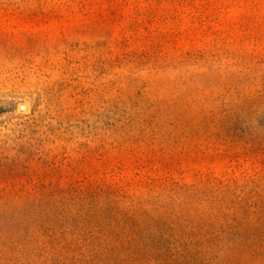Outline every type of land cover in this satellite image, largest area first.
Listing matches in <instances>:
<instances>
[{
	"label": "rangeland",
	"instance_id": "obj_1",
	"mask_svg": "<svg viewBox=\"0 0 264 264\" xmlns=\"http://www.w3.org/2000/svg\"><path fill=\"white\" fill-rule=\"evenodd\" d=\"M0 264H264V0H0Z\"/></svg>",
	"mask_w": 264,
	"mask_h": 264
}]
</instances>
